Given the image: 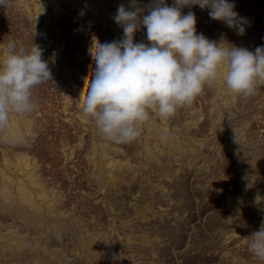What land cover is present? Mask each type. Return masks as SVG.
I'll return each mask as SVG.
<instances>
[{
  "label": "rangeland",
  "instance_id": "rangeland-1",
  "mask_svg": "<svg viewBox=\"0 0 264 264\" xmlns=\"http://www.w3.org/2000/svg\"><path fill=\"white\" fill-rule=\"evenodd\" d=\"M54 1L63 13L53 0L0 5V55L10 40L33 41L52 73L32 90L35 109L10 114L0 129V193L5 177L9 199L23 180L42 207L0 195V264H264L248 251L264 222V86L244 97L217 79L168 119L153 114L133 142L108 141L82 114L79 98L93 75L92 35L123 37L99 16L114 17L120 4L131 10V0H101L99 16L81 0ZM154 2L136 0L145 9ZM229 2L247 21L243 35L199 5L182 14L193 12L197 34L221 46H264V0ZM146 31L141 26L134 42L148 43ZM14 122L25 135L17 143L4 136ZM21 153L35 160L31 169L16 164ZM113 161L127 166L110 182Z\"/></svg>",
  "mask_w": 264,
  "mask_h": 264
},
{
  "label": "clouds",
  "instance_id": "clouds-1",
  "mask_svg": "<svg viewBox=\"0 0 264 264\" xmlns=\"http://www.w3.org/2000/svg\"><path fill=\"white\" fill-rule=\"evenodd\" d=\"M5 4L0 0V5ZM192 5L209 9L211 19L244 34L247 21L229 0H174L173 6L155 0L147 9L131 0V10L120 4L113 17L123 30L122 38L101 42L92 35L87 51L93 75L87 94L79 100L82 114L102 138L133 142L153 114L168 119L179 108L191 106L204 87L217 79L244 97L264 86V46L254 52L231 44L225 47L197 34L195 14H182L184 7ZM141 26L147 30L148 43L134 42ZM51 79L38 44L32 41L27 47L8 41L0 55V129L10 114L31 113L35 109L32 90ZM249 238V253L264 262V222Z\"/></svg>",
  "mask_w": 264,
  "mask_h": 264
},
{
  "label": "bare ground",
  "instance_id": "bare-ground-1",
  "mask_svg": "<svg viewBox=\"0 0 264 264\" xmlns=\"http://www.w3.org/2000/svg\"><path fill=\"white\" fill-rule=\"evenodd\" d=\"M82 3L86 2V5L91 8V10H94V14L99 16V5L101 4V0H81ZM50 5H52L54 11L56 13H61L63 11V9L61 8V5L57 2L54 1L50 3ZM63 13V12H62ZM101 17V21L104 22L107 26H112L111 23L114 25H116V27L112 26L113 31L117 30V29H122L120 26H118L115 21L113 20V16H111L110 13L105 14L103 16H99ZM221 80V79H220ZM222 81V80H221ZM217 82V80H216ZM220 84V83H219ZM14 126L8 130H6L4 136L5 139H7L10 142H14L17 143L18 141H22L23 138L25 137L24 133L21 131L20 127L17 125V122H14ZM29 129V128H28ZM150 132L152 131L151 127H149ZM104 159H106L108 157V154L105 150L104 152ZM7 160V159H6ZM35 160L29 156H27L26 154H19L17 156V161L16 164L19 165V167H24L27 168V170L31 169L30 167L35 165ZM107 166V165H106ZM127 166L124 165L122 162H117V161H113L110 162L107 166L108 171L105 172V176L106 178L110 181V182H114V180H119L120 176L119 173L121 171V168ZM27 178L32 181L34 184H36L38 182V180L36 179V175L34 174V172L32 174H30V172L27 173ZM5 180L7 183V185L5 186H1V193L3 196L4 201L9 202L12 201L13 204H20L23 205L24 207H28L31 208L32 210H37V212H41L42 211V207L39 205L38 201L36 200L34 193L32 190H30L28 188V185L23 181H19V184L17 186V193H16V197H12L11 199H9L11 196V194L13 193L10 189V183L12 182L10 177H5ZM41 190H38V192H40ZM45 194V193H44ZM22 244V240L19 238L17 239V241L15 242L16 247H18L19 245Z\"/></svg>",
  "mask_w": 264,
  "mask_h": 264
}]
</instances>
